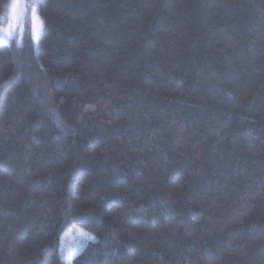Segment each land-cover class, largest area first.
<instances>
[{"label":"trees","instance_id":"1","mask_svg":"<svg viewBox=\"0 0 264 264\" xmlns=\"http://www.w3.org/2000/svg\"><path fill=\"white\" fill-rule=\"evenodd\" d=\"M35 3L0 44V264H264V0Z\"/></svg>","mask_w":264,"mask_h":264},{"label":"snow or ice","instance_id":"2","mask_svg":"<svg viewBox=\"0 0 264 264\" xmlns=\"http://www.w3.org/2000/svg\"><path fill=\"white\" fill-rule=\"evenodd\" d=\"M29 9L31 10L32 37L34 40L37 38L40 29L43 27V21L39 16L35 0L31 4H25L23 0H11L8 5L7 17L3 20L4 23L8 24V27L7 29L0 28V40L10 38L17 31L22 32V24ZM88 239L94 238L88 237Z\"/></svg>","mask_w":264,"mask_h":264},{"label":"rangeland","instance_id":"3","mask_svg":"<svg viewBox=\"0 0 264 264\" xmlns=\"http://www.w3.org/2000/svg\"><path fill=\"white\" fill-rule=\"evenodd\" d=\"M25 1L26 0H23V3H25ZM10 3H11V0H10ZM7 13H8V11H7ZM13 26H14V22H13ZM7 27H8V24L5 23L1 28L7 29ZM12 36L10 38H12ZM10 38H8L6 40H0V44L7 43L10 40ZM88 237H90V236L82 233L80 230L74 229V230L68 232L62 238L61 243H60V251H61V255L63 256V259L67 263L70 262L72 260V258L75 257L79 253L80 249L86 243H88L92 240V239H88Z\"/></svg>","mask_w":264,"mask_h":264}]
</instances>
